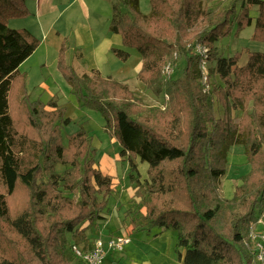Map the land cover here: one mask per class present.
Here are the masks:
<instances>
[{"label": "trees", "instance_id": "16d2710c", "mask_svg": "<svg viewBox=\"0 0 264 264\" xmlns=\"http://www.w3.org/2000/svg\"><path fill=\"white\" fill-rule=\"evenodd\" d=\"M27 1L0 0V221L26 246L25 256L1 248L0 264H72L65 257L66 235L104 220L114 185L96 165L88 132L80 129L62 144L61 128L69 119L61 107L29 102L22 89L18 96L11 93L19 66L40 45L27 29L7 26L10 19L29 15ZM220 1L225 2L149 0L147 15L138 0L113 2L108 29L120 35L125 49L140 55L137 79L163 99V108H145L128 85L110 77L76 73L65 61L64 45L58 55L72 94L102 115L120 157H129L133 182L138 172L132 158L147 164L141 230L175 232L182 264H252L253 255L242 248L243 234L264 208V52H249L243 66L237 54L217 56V40L233 27L239 31L252 24L244 0L210 6ZM247 5L258 9L253 37L264 41V0H247ZM196 46L208 50L205 60L213 64L210 88L202 84ZM113 54L121 62L130 56L122 49ZM179 59L184 62L180 77H163L162 67L174 70ZM232 145L244 148L250 171L230 200L220 199L217 181ZM58 165L65 168L62 174ZM20 191L26 200L13 214L11 202ZM222 216L226 223L218 229Z\"/></svg>", "mask_w": 264, "mask_h": 264}, {"label": "rangeland", "instance_id": "374dc122", "mask_svg": "<svg viewBox=\"0 0 264 264\" xmlns=\"http://www.w3.org/2000/svg\"><path fill=\"white\" fill-rule=\"evenodd\" d=\"M29 1V2H28ZM27 7L33 8V1L28 0ZM116 0H114L115 2ZM139 10L143 15H147L150 11L149 0H138ZM204 3L205 0H201ZM243 1V0H241ZM227 4V0L220 2H212L210 6L221 7ZM244 4L248 9V15L252 19V24L246 26L239 31L236 27L225 37L220 38L214 44L217 51V56L223 58H230L234 55H239L238 66H243L248 60L249 52H264V41L256 39L254 36L255 19L258 16V9L256 6H248L247 0ZM125 11L127 10L124 8ZM123 9V10H124ZM240 9L237 8V13ZM36 24L33 15L21 19H10L7 26L10 29H19ZM39 35V34H38ZM40 37V35H39ZM38 39V38H37ZM40 41V40H39ZM39 47V46H38ZM37 47V48H38ZM46 45L42 43L39 49L28 57L20 66V75L14 80L11 88V93L19 95V89H22L29 102L40 101L43 105L50 102L56 103L58 107L64 110V117L69 119V123L61 128L62 144L67 145V137L83 129L92 136L91 144L95 149L94 160L98 168L104 173L109 175L114 182V190L108 200L106 210L104 211L105 221L95 223L94 225H85L86 230L78 231L76 234L66 235L67 245L65 257L72 260V264H81L69 250L71 244H78L90 242L94 238H110L116 235L126 236L130 238V244L120 253H111L108 256L114 255L110 264H120L121 257L128 253L130 250H135L133 261L139 262V258L143 256L146 260L152 261L155 251H159L160 257L163 258L161 264H182L179 259V254L175 251V236L176 233L172 231L163 232L160 229H154L150 234L142 231L144 221L143 200L145 197V180L140 181V174L146 175L147 165L140 163L137 158H132L134 164H138V181L133 182L130 179V166L129 157H120V147L118 143L110 136L109 132L105 129V119L102 115L94 110L82 106L79 98L72 94L70 87L63 78L60 70L58 69V55L55 50L45 51ZM130 53L127 61L120 62L119 68L124 70L126 80L130 85L129 89L133 92L135 97L139 99L145 108L154 106L164 107L163 99L156 97L149 90L146 89L137 79V73L134 68L141 61L140 55L132 49H123ZM208 52V50H207ZM71 64V60L69 62ZM68 64V63H67ZM213 64L206 61V70H210ZM74 66V65H73ZM184 62L177 61V65L172 70L170 75L171 80L178 79L182 73ZM76 73L84 74L76 68H73ZM89 74V73H85ZM214 75V74H213ZM91 76V75H89ZM163 77H169L164 76ZM217 81V76H213ZM210 81V80H209ZM127 85V84H126ZM210 88V85L206 83ZM207 88V90H208ZM215 115L218 118L222 116V109L218 106L215 108ZM240 118V113H234V122L237 123ZM34 135V134H33ZM36 138V137H34ZM65 168L58 165L56 171L59 174L63 173ZM250 171V165L247 163L244 154V148L238 145L229 147L224 164V175L217 181V197L220 199L232 198L234 189L241 185V179ZM26 196L23 191H20L11 202L12 213H18L23 207ZM264 207V206H263ZM258 215L261 214L264 221V208L257 210ZM226 219L224 216L220 217L217 222V228L222 229L225 225ZM246 230L247 228H243ZM246 231L243 234L245 239ZM243 244V250L251 254V247L246 248ZM13 247L16 251L20 252L23 256L26 251L25 244L3 223L0 221V249ZM137 250H136V249ZM182 250H180L181 254ZM128 255V254H127ZM107 256V257H108ZM107 257L103 264L107 263ZM143 261H141L142 263ZM252 264L253 263L252 261Z\"/></svg>", "mask_w": 264, "mask_h": 264}, {"label": "crops", "instance_id": "0c3cea01", "mask_svg": "<svg viewBox=\"0 0 264 264\" xmlns=\"http://www.w3.org/2000/svg\"><path fill=\"white\" fill-rule=\"evenodd\" d=\"M32 1L33 8L31 6L30 9L27 8L30 14L33 15L36 24L23 28L40 40L37 49L43 43L46 45V52L55 50L59 55L60 48L64 45L66 48L64 57L68 65L75 67L76 70L84 74L94 71L99 73L101 77H110L130 87L124 70L121 71V68H119L121 62L113 54L114 49H124L122 39L120 35L111 33L108 29L114 0ZM70 60L71 64L69 63ZM138 61V65L134 68L135 73H138L141 68L142 62ZM140 176V181L147 178L144 174H140ZM103 217L105 221L104 214ZM85 225L83 227H86ZM92 241L93 239L90 242H82L81 244L88 245ZM134 251V249L130 250L127 253L128 255L125 254L121 257L120 264H161L163 262V258H159L161 253L155 251L152 261L146 260L142 256L137 263L133 261ZM181 255H183V250ZM113 258H115V254L108 256L106 264H110ZM141 261L143 262L141 263Z\"/></svg>", "mask_w": 264, "mask_h": 264}, {"label": "built area", "instance_id": "2783aa9c", "mask_svg": "<svg viewBox=\"0 0 264 264\" xmlns=\"http://www.w3.org/2000/svg\"><path fill=\"white\" fill-rule=\"evenodd\" d=\"M194 52L202 57L199 69L202 84L206 85L208 81V72L206 70L205 60L207 50L201 46H196L194 48ZM171 73L172 69L168 64L162 67V75L170 76ZM243 243L247 249L251 247L253 263L264 264V221L261 215L249 225ZM129 244V237L113 236L105 239L95 238L91 243L83 246L71 244L69 250L72 255L81 262V264H103L105 258L109 254L120 253Z\"/></svg>", "mask_w": 264, "mask_h": 264}]
</instances>
